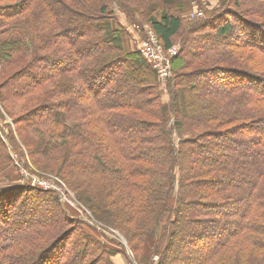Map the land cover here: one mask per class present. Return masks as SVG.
<instances>
[{
    "label": "trees",
    "instance_id": "trees-1",
    "mask_svg": "<svg viewBox=\"0 0 264 264\" xmlns=\"http://www.w3.org/2000/svg\"><path fill=\"white\" fill-rule=\"evenodd\" d=\"M198 2L206 16L188 26L182 17L192 0H0V104L21 139L40 142L34 153L63 150L57 176L125 236L139 264H157L156 256L158 264H264V11L241 0H221L213 11ZM114 3L127 17L146 15L165 50L183 37L171 78L158 79L129 49ZM224 60L243 76L200 83L204 69L212 76ZM222 70L215 73L236 71ZM50 95L60 110L48 112ZM200 95L207 99L194 109ZM14 181L0 183V216L14 226L0 227V236L13 235L0 247L2 264H63L62 253L81 264L72 259L90 249L101 252L90 264H114L118 251L83 232L80 251H68L73 233L56 197L62 222L38 218L40 207L10 215L12 194L44 195Z\"/></svg>",
    "mask_w": 264,
    "mask_h": 264
},
{
    "label": "rangeland",
    "instance_id": "rangeland-1",
    "mask_svg": "<svg viewBox=\"0 0 264 264\" xmlns=\"http://www.w3.org/2000/svg\"><path fill=\"white\" fill-rule=\"evenodd\" d=\"M241 1L242 3H245L241 6H245L246 9H250L251 12L256 10L257 7H259L260 9H263L264 11V0H241ZM192 2L193 4L191 5V10L188 13H185L182 17L183 21L188 26L195 20H199V19L203 20L206 16L204 8L199 5L198 0H192ZM203 4L206 8L210 10L212 9V11L215 8L217 9L219 6L223 5L221 0H204ZM113 10H114V13L116 14L115 16L117 17V19H119V22L124 26V28L128 32L129 38L127 42H128L129 49L138 51L141 57L151 64L153 70H155L158 76V79H161L163 81V80L171 78L173 76L172 63L181 51L183 37L181 36L177 38L174 46L169 50H165L160 40L158 39L164 51V55L162 58V62L160 63V67L158 68V72H157V70L154 68V64L148 59H146L141 53L142 47L146 43V39L148 35L150 33L155 34L150 24L147 22V16L146 15L142 16L143 17L142 19L139 17L137 18L127 17V15L121 11L118 3L113 4ZM210 56H215V54H211ZM210 59H217V57H213V58L209 57V60ZM226 60L220 62V64L217 67H213L212 68L213 71L217 72L216 70L219 69V71L224 72L225 70H222V69L229 68L231 70H236V71H233L234 74L229 75L227 73H221V72L215 73L214 72L213 75L211 76L210 75L211 72L206 71V69H204L203 71L207 72L208 76L206 75V77H203L202 78L203 81H200V83H202L205 87L207 86L208 83L224 85L226 79H229V80L239 79V76H243L240 73L235 74L236 72H238V70H240L239 66L230 65ZM124 72L125 70L122 72V79L123 77L127 76V75L124 76ZM165 74H168L169 76L166 77ZM21 83L22 82H18L15 87L20 88ZM160 85H161V92H162V98H163L162 101L165 103H169L170 101L169 89L164 88L162 84ZM54 98H55L54 95H50L49 100H47V102H50L48 112H51L54 110L58 111L60 110V108H62L60 104L61 100L54 99ZM188 98L190 99L191 97L188 96ZM205 99H207L205 96H201V98L197 96L196 99L194 98V100H192V102L190 101V103H192V106L194 109H197L195 107H201V102H203ZM223 102L228 103L226 102V100ZM224 110L229 111L230 107H227ZM0 113H2L5 117V119H2L0 116V133H2L1 135L3 136L1 140L4 142L5 146L7 147L6 148L7 159H5L2 163H0V183H7V182H10V180L14 179L15 180L14 182L19 185L30 184L31 187L33 188H37V189L39 188V190L40 189L44 190V195H41L39 193H34V192H27V193L25 192L24 194H21L22 196L19 197L16 194H12L11 196L13 197L11 198H15L16 200L11 201V205H13L14 203L15 204L17 203V204L15 205L14 209L10 211V215H13V213L17 214L18 212L19 214H22L23 210L31 211V210L36 209L37 207H40V212H39L40 216H37L38 218L43 217V218L48 219L49 221L62 222L63 220L57 214L59 210L53 206V204L56 205L55 202L51 201L52 198L56 197L58 198L60 207L64 209L67 212V215L69 216V221L66 223L65 230L73 233L67 244L68 251H72L73 248H77V250L80 251V247L78 246L77 243H79V240H80V237H79L80 233L83 232L85 234L92 235L98 241H100L103 245H106L110 250L114 249L115 251H118L117 253L112 254L111 260L114 262V264H139L125 236H123L119 232H117L118 234L117 233L114 234L106 225L101 223L98 219H96L92 215L98 222L103 224L105 227L99 226V225H93L90 222V216L85 217L82 214V212L77 209V207H73L69 203L68 200H71L72 202H77V203H79L80 201L77 198L75 192L71 189V187H69L66 184V182L61 178L62 176L61 177L57 176L58 174L61 173L60 165L65 161L64 156H62L63 150L60 152V154L58 152L50 154V158L49 157L43 158V156H39L38 154L34 152L39 148V146H41L40 142L38 144L37 143L28 144L23 139H21V137L19 136V131L17 132V128L14 124V121L12 120V118L9 117V115L5 111H3L1 104H0ZM173 122L174 120L171 121V123ZM234 125L235 126L233 127H236L238 124H234ZM4 126H6V129L3 130ZM10 129L12 130L13 132L12 135L14 136V139L16 141L14 144L15 146L8 140L6 136L9 134ZM48 130L51 132V129H48ZM214 131L215 133H219L225 130H220V131L213 130L212 132ZM227 134L229 135V133ZM25 136L28 137V135H25ZM49 136L50 134L45 135L46 138H48ZM230 137L233 139V141H236L233 143L239 144L237 141H239L240 143L244 142V140H239L240 137L238 136H230ZM176 140H178L179 142L178 138ZM245 141H246L245 143H247V140ZM56 143L58 145L62 144V142L58 140H56ZM227 147H230L231 149L233 145L226 143V148ZM25 172L29 175L28 177L24 175ZM42 182H45L48 184L46 188L41 184ZM60 189H63L66 199L63 198V196L60 194L59 192ZM21 207L23 209H21ZM88 211L90 212V210ZM6 222H7L6 218H3L0 216V227L7 229V231L13 230L14 226L9 225L11 224V219L9 220L8 223ZM11 236L13 235L9 233H7L4 236H0V247L4 243L8 242V240L6 239L12 238ZM204 242L208 243V240L205 239ZM8 246H10V244H8ZM122 249L125 250V253L121 252ZM92 251L93 249H90L87 252L88 255L86 256L85 260H82V259L78 260V258L77 259L75 258V259H72V261L74 262L79 261L81 264L84 261L83 264H90V263H93L97 257L98 259H100L101 252H98V251L92 252ZM68 254L69 253L67 254L62 253L61 258L66 256L68 260L64 259L61 263L63 264L69 263L70 254L69 255ZM154 261L157 264L159 263L158 256L154 257ZM5 263L10 264V261H7ZM0 264H2V261H0Z\"/></svg>",
    "mask_w": 264,
    "mask_h": 264
},
{
    "label": "built area",
    "instance_id": "built-area-1",
    "mask_svg": "<svg viewBox=\"0 0 264 264\" xmlns=\"http://www.w3.org/2000/svg\"><path fill=\"white\" fill-rule=\"evenodd\" d=\"M159 38L157 37L156 34L154 33H150L146 39V43L143 45L141 53L142 55L148 59L149 61H151L154 64V68L157 70L158 72V68L160 67V63L162 62V58L164 55V51L159 43ZM166 77H168V74H165ZM25 176H29L26 172L24 173ZM45 188L47 187V183L42 182L41 183ZM60 194L63 196V198L66 199L65 193L63 191V189H60ZM69 203L73 206V207H77L78 210H80L82 212V214L85 217L90 216V222L93 225H99V226H104L103 224H101L100 222H98L93 216L92 213L89 212L87 209V207L82 204L81 202L77 203V202H72L71 200H68ZM105 227V226H104ZM113 232V231H112ZM114 234H116L117 232H113ZM118 234V233H117ZM120 236V235H119Z\"/></svg>",
    "mask_w": 264,
    "mask_h": 264
}]
</instances>
